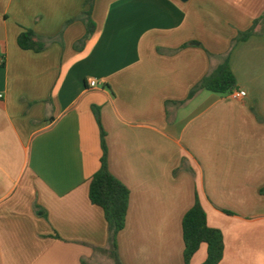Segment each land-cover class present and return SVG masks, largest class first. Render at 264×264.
<instances>
[{"label":"crops","instance_id":"obj_1","mask_svg":"<svg viewBox=\"0 0 264 264\" xmlns=\"http://www.w3.org/2000/svg\"><path fill=\"white\" fill-rule=\"evenodd\" d=\"M87 10L0 0V264H114L89 197L101 127L109 170L130 190L121 264H185L197 200L223 234L220 264H264V20L233 46L264 0H96L81 45ZM25 30L46 50H22ZM227 55L247 97L189 99ZM206 259L202 245L191 264Z\"/></svg>","mask_w":264,"mask_h":264},{"label":"trees","instance_id":"obj_2","mask_svg":"<svg viewBox=\"0 0 264 264\" xmlns=\"http://www.w3.org/2000/svg\"><path fill=\"white\" fill-rule=\"evenodd\" d=\"M96 0H86L88 10L82 14L80 20L86 27V36L80 42L84 45L86 40L96 30L93 21V9ZM263 19L254 22L246 32L241 33L233 46L245 42L258 34L259 27L263 29ZM49 41L39 37L31 30H25L18 38V45L24 51L41 53L48 47ZM210 56H213L210 54ZM237 89V81L230 66V55L224 57L222 62L207 77L198 83L189 95L192 99L200 91H208L226 95ZM99 124L100 118L96 111ZM101 126V125H100ZM102 151L101 168L90 182L89 197L93 205L104 211L109 230V255L114 264H121L118 254V235L125 229L129 209L130 190L117 178L108 167V148L106 133L101 127ZM262 193H264L262 191ZM183 238L185 243V264H191L202 245L207 246V259L203 264H220L224 256V237L220 230L208 225L207 215L200 202L197 200L194 207L185 215L182 223Z\"/></svg>","mask_w":264,"mask_h":264},{"label":"built area","instance_id":"obj_3","mask_svg":"<svg viewBox=\"0 0 264 264\" xmlns=\"http://www.w3.org/2000/svg\"><path fill=\"white\" fill-rule=\"evenodd\" d=\"M90 87L92 89H97L99 88L100 84L97 81L91 80L89 83ZM229 96L235 100H242L247 97V93L245 91H241L238 89L233 90L232 92L229 93ZM0 98H3L2 95H0Z\"/></svg>","mask_w":264,"mask_h":264},{"label":"water","instance_id":"obj_4","mask_svg":"<svg viewBox=\"0 0 264 264\" xmlns=\"http://www.w3.org/2000/svg\"><path fill=\"white\" fill-rule=\"evenodd\" d=\"M181 1H187V0H181Z\"/></svg>","mask_w":264,"mask_h":264}]
</instances>
